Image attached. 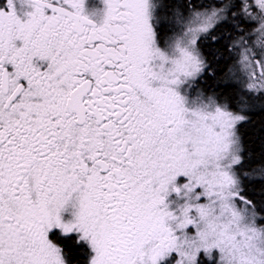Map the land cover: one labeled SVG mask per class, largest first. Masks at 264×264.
<instances>
[{"label":"snow or ice","instance_id":"6c2138e0","mask_svg":"<svg viewBox=\"0 0 264 264\" xmlns=\"http://www.w3.org/2000/svg\"><path fill=\"white\" fill-rule=\"evenodd\" d=\"M0 264H264V0H0Z\"/></svg>","mask_w":264,"mask_h":264}]
</instances>
